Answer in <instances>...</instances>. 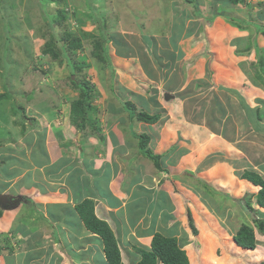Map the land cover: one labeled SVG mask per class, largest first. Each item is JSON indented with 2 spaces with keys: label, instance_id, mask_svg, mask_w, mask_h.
<instances>
[{
  "label": "crops",
  "instance_id": "1",
  "mask_svg": "<svg viewBox=\"0 0 264 264\" xmlns=\"http://www.w3.org/2000/svg\"><path fill=\"white\" fill-rule=\"evenodd\" d=\"M249 3L232 13L228 6L221 9L222 17H189L178 9L174 24L182 23L180 32L112 38L166 42L151 48L142 64L131 67V50L123 52L127 58H113L128 81L137 67L149 83L157 81V107L148 88L137 96L157 110V120L126 117L124 124L113 117L119 103L102 105L96 124L87 123L94 126L85 127L80 139L68 129L69 110L60 125L48 114L37 118L43 133L24 147V166L9 184L15 196L31 195L15 209H0V264H107L101 239L75 211L84 200L92 201L95 216L113 231L122 264H137V250L149 251L156 234L175 238L188 264H264V233L256 234L255 253L234 241L242 226L254 229L242 199L252 188L259 191L242 175L264 162V0ZM246 111L259 119L260 133L246 128L254 123ZM141 135L158 164L144 156L148 147H138ZM55 137L68 139L71 149L58 147ZM249 138L258 140L255 152H248L259 155L254 162H246L240 149ZM6 188L0 179V191Z\"/></svg>",
  "mask_w": 264,
  "mask_h": 264
},
{
  "label": "rangeland",
  "instance_id": "2",
  "mask_svg": "<svg viewBox=\"0 0 264 264\" xmlns=\"http://www.w3.org/2000/svg\"><path fill=\"white\" fill-rule=\"evenodd\" d=\"M232 1L237 3L232 4ZM239 1L249 3L251 0H0V179L4 178V187H7L1 190L0 194L15 197L16 187L9 188V184L24 166L21 165L24 160L23 149L43 133L36 119L48 114L46 116H50L51 120H56V124L60 125L57 123L62 118L60 115L66 116L69 110L70 116V105L77 102L81 94L79 88L72 84V80L77 79L85 86L87 100L95 109L87 115L88 123L96 124L95 118L100 112V106L118 103L117 112L112 115L121 116L120 121L124 124L129 121L128 117L133 121L142 113L149 117L156 116L157 110L153 111V107H157L158 101L157 96H152V91L157 93L154 85L157 81L149 83V80L144 78L147 74H141L138 67L132 74L129 73L128 81V73H125V70L120 71L113 58H116L115 55L127 58L124 53L131 50L128 58L132 67L134 64H140L142 60L148 62L151 48L155 49L157 43L166 42L162 39H112L115 35H140L145 34L147 30H153V35L156 32L171 34L170 31L173 30L174 33L180 32L182 23L178 22L179 26L174 24L177 14L174 12L178 9L181 13L187 11L189 17L202 14L207 18L210 14H219L218 16L222 17L224 12L221 9H227V6L230 9L228 12L231 13V9L245 6ZM179 4H182V7L176 8ZM235 14L237 15V12ZM167 19H170V24ZM172 24L174 26L171 27ZM191 29L193 30V26ZM193 42L195 43L194 40ZM135 56H139V59H135ZM141 68L144 72L148 71L143 65ZM199 83L204 85L205 81L200 79ZM146 88L151 93V110L147 107L148 101L144 97H137L138 92L145 91ZM110 108L112 109L111 106ZM249 115L250 111H246V116ZM250 116L254 123L246 124V128L262 130L255 114ZM75 122L74 126L70 119L68 129L75 135L81 134L80 139L83 133L88 131H85V127L94 126L86 124L79 116ZM77 124H82V127L78 128ZM130 126L132 127L127 125V133L134 135L133 127ZM136 127L139 125L136 124ZM136 138L140 140L139 148L147 150L148 147L149 151L154 153L153 147L150 148L147 142L142 144L141 140L145 139V136ZM252 138L241 142L240 149L246 156V162L257 161L259 157L256 154L249 156V153L252 154L256 150L254 141L258 142ZM67 140L58 141L55 137L53 141L58 143V147L67 149L70 147ZM82 142L85 146L84 140ZM248 169L257 170L259 174L253 172L264 180L263 160L258 165L252 164ZM156 173H159V169ZM252 189L253 191L246 193L242 199L246 206L244 209L248 211L246 214L249 213L251 220H264V209L258 206L257 193L255 194L257 188ZM6 190L8 191L5 192ZM30 195L26 193L17 197L25 200ZM254 223L252 222V230L257 247L259 236H256L258 228ZM204 245L206 246V242Z\"/></svg>",
  "mask_w": 264,
  "mask_h": 264
},
{
  "label": "trees",
  "instance_id": "3",
  "mask_svg": "<svg viewBox=\"0 0 264 264\" xmlns=\"http://www.w3.org/2000/svg\"><path fill=\"white\" fill-rule=\"evenodd\" d=\"M240 2V1H239ZM237 3L232 1V4ZM264 34V30H263ZM56 57V55H53ZM72 84L77 86L81 91L79 99L77 102L71 104L70 119L72 124H76V117H82L86 124L88 123V114L92 113L93 109L91 104L88 102V93L86 88L81 82L72 80ZM92 110V111H91ZM95 110V109H94ZM137 120L145 123H155L157 117H149L145 114H139L136 116ZM86 119V120H85ZM78 128L82 127L76 125ZM142 144L146 141L141 140ZM143 149V148H142ZM143 154L149 159L153 160L158 164V156L153 154L151 151H143ZM243 179L248 180L253 183L254 186L259 187L257 193V203L258 206L264 209V180L254 172H244L242 175ZM75 211L78 214L80 220L84 224L85 228L95 234L101 239L103 244L104 256L107 264H122L121 256L118 248V243L115 238L113 231L110 227L103 221L99 220L94 214V206L92 201L84 200L79 204L75 205ZM1 215V210H0ZM257 224L258 232L264 233V220L255 219ZM235 242L238 246L245 249H254L255 238L253 235V230L247 226H242L235 236ZM2 238L0 239V242ZM3 244V243H2ZM1 245V244H0ZM151 249L149 251L137 250L140 255V261L137 264H188L187 257L183 250L178 246L177 240L175 238H167L161 235H154L150 245ZM2 247H0L1 249Z\"/></svg>",
  "mask_w": 264,
  "mask_h": 264
},
{
  "label": "water",
  "instance_id": "4",
  "mask_svg": "<svg viewBox=\"0 0 264 264\" xmlns=\"http://www.w3.org/2000/svg\"><path fill=\"white\" fill-rule=\"evenodd\" d=\"M20 202H21L20 197L0 194V209L2 210L15 209L18 207Z\"/></svg>",
  "mask_w": 264,
  "mask_h": 264
},
{
  "label": "clouds",
  "instance_id": "5",
  "mask_svg": "<svg viewBox=\"0 0 264 264\" xmlns=\"http://www.w3.org/2000/svg\"><path fill=\"white\" fill-rule=\"evenodd\" d=\"M70 106H71V105H70ZM71 123H72V122H71ZM73 125H74V124H73ZM74 126H75V125H74ZM76 128H77V127H76ZM85 131H86V129H85ZM85 131H84V132H85ZM77 132H78V131H77ZM77 134H78V133H77ZM15 197H16V196H15Z\"/></svg>",
  "mask_w": 264,
  "mask_h": 264
}]
</instances>
